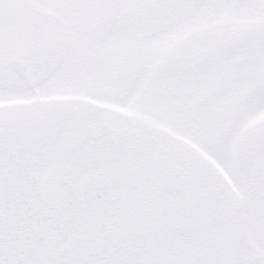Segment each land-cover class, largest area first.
<instances>
[{
	"label": "snow or ice",
	"instance_id": "obj_1",
	"mask_svg": "<svg viewBox=\"0 0 264 264\" xmlns=\"http://www.w3.org/2000/svg\"><path fill=\"white\" fill-rule=\"evenodd\" d=\"M0 264H264V0H0Z\"/></svg>",
	"mask_w": 264,
	"mask_h": 264
}]
</instances>
